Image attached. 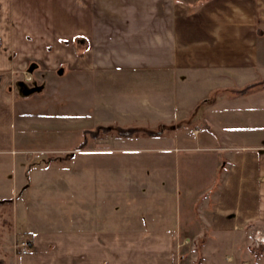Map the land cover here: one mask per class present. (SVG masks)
Returning <instances> with one entry per match:
<instances>
[{"label":"crops","instance_id":"0c3cea01","mask_svg":"<svg viewBox=\"0 0 264 264\" xmlns=\"http://www.w3.org/2000/svg\"><path fill=\"white\" fill-rule=\"evenodd\" d=\"M103 73L173 75L188 83L174 97L186 110L149 96L143 113L177 122L170 132L111 135L101 147L88 129L63 146L68 116L48 88L86 83L100 106ZM199 121L197 135L179 128ZM75 151L72 162L28 156ZM8 207L0 247L13 232V251L0 264H264V0H0ZM22 238L28 255L15 250Z\"/></svg>","mask_w":264,"mask_h":264},{"label":"rangeland","instance_id":"374dc122","mask_svg":"<svg viewBox=\"0 0 264 264\" xmlns=\"http://www.w3.org/2000/svg\"><path fill=\"white\" fill-rule=\"evenodd\" d=\"M187 1V0H184ZM70 81L77 80V77H69ZM101 105L100 106H91L88 102V99L91 100L92 93L87 89L88 84L85 83V86L78 88L77 85L73 87L62 89L59 86L52 85L48 88V92L53 95L54 101H58V99H62L56 104L54 107L59 110V113H63L64 116L67 115L68 118L63 123V131L67 132V135L64 133H54L55 135L59 134L64 138L63 146L69 147L70 149L76 148L79 138L83 141V131L91 129L90 131H98L100 127H122L126 131L136 130V133L133 135L142 136L143 134H148L149 132L155 131H167L170 132L172 128H175V124L177 122H162L158 120L159 118H150L143 113L142 109V101L151 100L150 97L158 98V94L161 93L162 98H166L167 107L169 109L176 110L174 112H183L186 109L183 108L185 105L181 100H175V96L180 94V96L184 95V91L182 90L183 86H186L188 83L184 82L181 79L175 78V76H171V78H167L164 81H161L160 75H149V76H141L136 74H123L120 76L117 75H108L103 73L101 76ZM189 82V81H188ZM21 84V83H20ZM76 84V83H75ZM22 85V84H21ZM36 85V84H34ZM34 85L32 87H34ZM29 86V85H28ZM23 88L26 85L22 86ZM31 90V89H30ZM50 94V97H51ZM150 96V97H149ZM65 98H68L69 101L65 102ZM168 99H172L169 101ZM118 102V105L111 106V102ZM156 101L153 103L155 104ZM160 103V101H159ZM61 104V105H60ZM114 108L118 109L116 111ZM203 106L198 107L195 110H191L193 113L198 111V113L203 112ZM189 111H187L188 113ZM202 123L193 122V123H181L179 128L183 130L187 135H192L191 130L201 128ZM55 129H59L55 126ZM61 131V128L60 130ZM69 132V133H68ZM103 133L102 142L95 143L92 142L90 145L94 143V145H100L104 147V145H109L106 140H109V136H118V133L112 131V134ZM114 133V134H113ZM77 135L80 137L76 138ZM59 145V143H58ZM53 146H57L56 140L54 141ZM77 152L63 153V154H45L41 155L39 153L29 154L31 161L35 162L38 158L45 156L48 157L49 161L53 158L56 160L58 158H63V160H69V162L77 160ZM108 155V154H103ZM108 158V157H107ZM77 177V173H71L70 179ZM36 195H42L41 187H34ZM48 193V191H45ZM74 188L70 185V193H74ZM45 211L39 210L38 213H44ZM37 213V212H36ZM0 216H5L10 222L13 224L12 219V210L10 207L5 209L4 213L0 212ZM120 219V218H119ZM22 224L25 225V222ZM12 229V227H11ZM24 229L19 231V234L23 233ZM0 238H2V230L0 228ZM13 232L6 233L4 242L1 241L0 254L6 252L13 251ZM261 244L264 245V233L259 238ZM257 242V241H256ZM260 243V242H259ZM264 252V251H262Z\"/></svg>","mask_w":264,"mask_h":264},{"label":"trees","instance_id":"16d2710c","mask_svg":"<svg viewBox=\"0 0 264 264\" xmlns=\"http://www.w3.org/2000/svg\"><path fill=\"white\" fill-rule=\"evenodd\" d=\"M250 87H252V86H250ZM244 92H246V90ZM112 131L118 133V135L120 137H122V136L123 137H127V136H131L134 133H136V130L135 131L134 130L126 131L122 127H112V126H109V127H100L98 129V131H95V132L92 131L91 133H92V135H95V136H102L103 135L102 132L107 133V134H110V133H112Z\"/></svg>","mask_w":264,"mask_h":264},{"label":"built area","instance_id":"2783aa9c","mask_svg":"<svg viewBox=\"0 0 264 264\" xmlns=\"http://www.w3.org/2000/svg\"><path fill=\"white\" fill-rule=\"evenodd\" d=\"M200 131L199 130H196V131H193V135H197L199 134ZM258 241L260 240L259 238H257ZM15 250L18 254L20 255H28L31 253V247H30V242L28 239H19L16 241L15 243Z\"/></svg>","mask_w":264,"mask_h":264}]
</instances>
